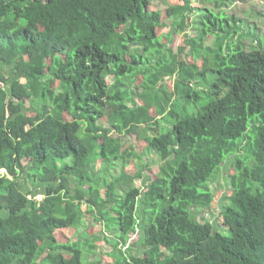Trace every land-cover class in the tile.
<instances>
[{
  "label": "trees",
  "instance_id": "trees-1",
  "mask_svg": "<svg viewBox=\"0 0 264 264\" xmlns=\"http://www.w3.org/2000/svg\"><path fill=\"white\" fill-rule=\"evenodd\" d=\"M178 1L167 10L168 42L200 11ZM152 2L0 0V264H264V43L248 50L234 41L239 28L210 10L198 38L184 36L174 54ZM187 48L203 71L179 57ZM123 135L145 137L158 156L144 192L139 174L122 172L105 188L94 176L97 162L109 172L136 156L122 150ZM229 160L216 229L200 214ZM83 205L102 229L85 243H59L60 230L85 232ZM137 233L141 254L132 251Z\"/></svg>",
  "mask_w": 264,
  "mask_h": 264
},
{
  "label": "rangeland",
  "instance_id": "rangeland-1",
  "mask_svg": "<svg viewBox=\"0 0 264 264\" xmlns=\"http://www.w3.org/2000/svg\"><path fill=\"white\" fill-rule=\"evenodd\" d=\"M180 5V2L178 0H153L151 4V11L159 12L162 19L166 22V26L164 29L159 31L161 40L164 43H168L169 48H171L174 51V54H178V48L183 46V40L184 36L185 39L190 38L192 36L197 37L198 30H200L198 24H202L205 22L204 15L206 11H212L215 15L214 18H217L218 20L224 21L225 18L228 19L231 25H235L239 28L238 32L236 33L234 41L238 42L239 40L242 42V45L246 47L248 50L250 48H254L252 46H258L261 43H264V0H227L225 5H222L221 7L215 6V4H208L204 3L202 0H195L193 2V8H199L200 11H193L192 13H189L188 16L190 17V25L185 26V31H180L177 34V37H173L171 41H167L166 34L168 32H172L174 30L173 26L171 25V20L167 16V10L169 8H174ZM257 37V39H256ZM198 38V37H197ZM196 47L199 49H203L201 40H196ZM213 42L214 38L212 36H206L204 44L206 48H212V52L208 50L206 52V48L203 52L206 56H208V59L210 61V72L207 74L206 78L209 82L212 81L213 75L211 70H214L216 68L215 63V53L213 48ZM227 43V41H226ZM225 43V44H226ZM264 45V44H263ZM226 47V45H225ZM188 49V48H187ZM185 50L184 54H181L179 57L183 60H185L189 64H194L197 66L198 70H202L203 68V62L201 55H194L191 53V51ZM202 54V55H203ZM203 71V70H202ZM11 72H9L10 74ZM174 79L175 78H166L165 84L167 88L172 89L174 87ZM109 83L113 86L115 84V80L113 77L108 78ZM140 84V80H137L135 84L133 85L134 90H136V86ZM55 85H53V88ZM199 89H202V86H199ZM139 101V100H137ZM141 103V102H140ZM30 102H27V107L30 106ZM151 115H155L154 110H151ZM102 127H107L108 124L106 122V119L101 121ZM161 125L168 128L170 125L161 121ZM160 131V129H159ZM111 135L113 137L118 136L115 132H112ZM123 143L122 150L126 151L129 154H136V156H127L124 159H121L116 162V165L114 168H111L109 172H106L104 170L103 166H100V163L97 162L95 165V173L94 176L99 177L101 179L102 185L101 188H105L106 182H110L111 180H114L119 177L120 173L127 172V174H139L136 176V180L134 182L135 186L137 188L140 187L141 191L146 190V186H149L151 182L155 179V175L158 172V166H159V159L157 154L148 148L147 146V139L145 137L138 138L137 135H130V136H121ZM68 162V161H66ZM62 162V163H66ZM233 170L231 169V161L229 160L226 163V166L223 168V170L218 174L217 179L210 184V188L214 193V203L210 207V209L203 211L200 215H202V219L205 220V218H209L213 223L215 224L216 229H220L221 227L218 224V220H222L220 217V211L222 210V207L225 203H227V196L229 195L231 189L228 185V180L226 177L228 174H230ZM30 179V178H29ZM21 180V179H20ZM19 180V182H20ZM31 180V179H30ZM29 180V181H30ZM23 180H21L22 183ZM28 184V182H27ZM30 185V183L28 184ZM124 189H127V187H123V184L120 183L118 185V190L122 194H124ZM104 193V192H103ZM44 197L43 196H37L35 199L38 201H41ZM144 210V207L141 206L139 208V213ZM83 211H85V218L88 222V226L86 227L85 232H82L81 230L75 231V230H60L56 234V239L61 244H66L68 242H77L81 240L82 243H85L88 237L95 235L100 229H102V224L100 222H95L92 217V213H88L87 206L83 205ZM141 215V214H140ZM142 216V215H141ZM222 233L229 236L230 232L226 228L225 230H221ZM86 234L84 237L82 234ZM112 235V234H109ZM111 237V236H109ZM138 237V238H137ZM133 243L134 241H137V245L135 244L132 247V251L135 254H138V249H140V241L141 238L138 236V233L132 237ZM132 243V244H133ZM98 244L100 246H105L106 248H111L108 245H105L103 241H99ZM122 250L126 249L123 247H120ZM47 253V252H46ZM46 253L44 254L46 256ZM140 254L142 253L139 252ZM107 251H102V256H106ZM44 257V256H43ZM89 260V262L95 261V257L91 256L86 258ZM106 261L107 258H105ZM112 260L108 262H112Z\"/></svg>",
  "mask_w": 264,
  "mask_h": 264
},
{
  "label": "crops",
  "instance_id": "crops-1",
  "mask_svg": "<svg viewBox=\"0 0 264 264\" xmlns=\"http://www.w3.org/2000/svg\"><path fill=\"white\" fill-rule=\"evenodd\" d=\"M141 215H142V212L140 213ZM141 215H139V216H141ZM109 236H111V235H109ZM132 240V239H131ZM128 246H126L125 248H127ZM125 250V249H124ZM140 252H141V247H140V249H138ZM138 251V252H139Z\"/></svg>",
  "mask_w": 264,
  "mask_h": 264
}]
</instances>
